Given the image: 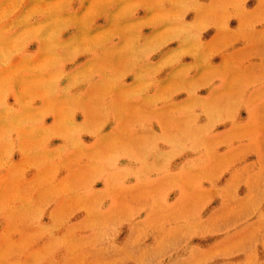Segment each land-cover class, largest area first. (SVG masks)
<instances>
[{
	"label": "rangeland",
	"instance_id": "374dc122",
	"mask_svg": "<svg viewBox=\"0 0 264 264\" xmlns=\"http://www.w3.org/2000/svg\"><path fill=\"white\" fill-rule=\"evenodd\" d=\"M0 264H264V0H0Z\"/></svg>",
	"mask_w": 264,
	"mask_h": 264
}]
</instances>
